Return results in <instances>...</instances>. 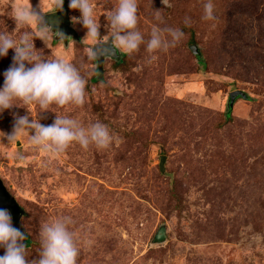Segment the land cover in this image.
I'll return each mask as SVG.
<instances>
[{
	"label": "rangeland",
	"instance_id": "1",
	"mask_svg": "<svg viewBox=\"0 0 264 264\" xmlns=\"http://www.w3.org/2000/svg\"><path fill=\"white\" fill-rule=\"evenodd\" d=\"M12 2L0 0V33L18 38L35 26L16 27ZM117 2L92 0L105 40ZM206 2L137 0L145 42L154 25L184 36L153 53L144 44L117 51L121 60L104 58L101 78L87 55L94 41L72 21L80 13L68 0L63 9L77 37L63 43L52 33L47 45L34 39L42 58L63 56L86 86L82 105L42 110L16 100L0 113V179L24 212L29 259L40 250L41 223L69 216L80 242L77 264H264V0H211L210 20ZM30 4L57 11L55 0ZM13 55L0 57V85ZM235 90L246 98L229 107ZM56 114L103 122L120 142L103 149L73 142L53 153L31 143L27 131L7 139L16 116L48 125Z\"/></svg>",
	"mask_w": 264,
	"mask_h": 264
},
{
	"label": "clouds",
	"instance_id": "2",
	"mask_svg": "<svg viewBox=\"0 0 264 264\" xmlns=\"http://www.w3.org/2000/svg\"><path fill=\"white\" fill-rule=\"evenodd\" d=\"M64 0H55L56 10H62ZM40 7V6H39ZM68 8L78 10L80 15L72 17L74 23H80L86 29L85 38L94 41L87 50L89 59H98L101 49L110 39L113 51L131 54L141 44L148 53L174 46L184 36L178 28H161L154 25L145 42L137 29V0H118L116 6L106 16L109 29L107 39L99 33V20L94 15L92 0H68ZM41 9V8H40ZM12 18L17 26H35L34 30L21 33L13 38L9 33H0V57L13 50L12 63L3 72V84L0 85V113L10 109L13 101L24 105L38 104L42 110L50 105H82L85 99L86 81L73 63L63 56L44 59L34 45V39H40L45 45L52 39V33L64 39L62 32H53L43 19V12L35 11L30 0L27 3L11 4ZM204 19H213L211 0L204 4ZM159 19V13H157ZM188 23V19H185ZM30 133L31 143L45 151L62 152L71 143L76 142L82 148L94 144L98 149L109 147L120 139L109 127L100 121L81 124L78 120L56 114L51 124L44 125L39 119H29L28 115L16 116L8 140H14L23 132ZM72 218L59 216L41 223L38 230L40 250L36 257L29 259L26 254L25 232L12 224L11 213L0 208V264H77L79 240L71 225Z\"/></svg>",
	"mask_w": 264,
	"mask_h": 264
},
{
	"label": "water",
	"instance_id": "3",
	"mask_svg": "<svg viewBox=\"0 0 264 264\" xmlns=\"http://www.w3.org/2000/svg\"><path fill=\"white\" fill-rule=\"evenodd\" d=\"M43 19L46 24L51 26L53 32L59 31L63 33L64 39H60L63 43L66 42V39L69 35H71L73 38L77 37L74 30L70 27L68 11L66 9L45 13L43 14ZM56 38L59 39V36H57ZM110 44L111 41L109 39L108 43L104 45V47L101 49L99 58L94 59L96 63L97 78H101L102 76L104 58L109 57L111 59H114L115 61L121 60L122 55L120 53H118L117 51H113L111 48H108L110 47ZM190 50L194 55H198L196 46L192 45L190 47ZM238 97L245 99L246 94L240 90H235L230 92L228 95V102H229L228 106L231 107L234 100ZM164 159H165L164 156H160L159 158L158 170L160 173L164 172V166H163ZM0 208L8 209L9 212L11 213L13 226L19 228L22 232H25L23 227L20 225V218L24 212L21 209V207L18 205L14 197L11 196L10 193L7 191L1 179H0ZM27 239L28 236L26 235V240L24 241V243L27 242Z\"/></svg>",
	"mask_w": 264,
	"mask_h": 264
},
{
	"label": "trees",
	"instance_id": "4",
	"mask_svg": "<svg viewBox=\"0 0 264 264\" xmlns=\"http://www.w3.org/2000/svg\"><path fill=\"white\" fill-rule=\"evenodd\" d=\"M27 243V242H26Z\"/></svg>",
	"mask_w": 264,
	"mask_h": 264
}]
</instances>
